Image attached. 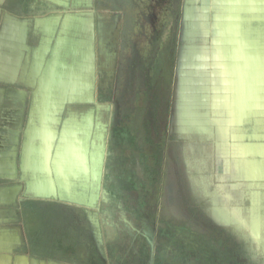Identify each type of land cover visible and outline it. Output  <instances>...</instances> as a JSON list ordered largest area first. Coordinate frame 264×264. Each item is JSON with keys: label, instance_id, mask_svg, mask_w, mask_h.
Listing matches in <instances>:
<instances>
[{"label": "crops", "instance_id": "0c3cea01", "mask_svg": "<svg viewBox=\"0 0 264 264\" xmlns=\"http://www.w3.org/2000/svg\"><path fill=\"white\" fill-rule=\"evenodd\" d=\"M84 1L0 0V264H95V260L77 258L74 252H59L63 250L61 247L47 253L46 238L41 243L31 238L25 208L26 204H45L48 200L91 210L96 202L92 173L98 149L102 148V142H98L102 131L97 126L94 132V107L98 108L101 103L96 100L95 90L91 102L90 81L85 88L79 69L82 51L79 43H74L73 52L68 47V53H75L71 61L60 58L62 46L71 34L66 33L68 23H74L71 31H75L73 38H77L90 20L84 18L83 13L93 11L82 9L86 6ZM197 1L191 6L192 11ZM208 1L207 4L212 3ZM246 2L256 10L257 27L264 24V0ZM239 19L241 24L248 20L245 16ZM77 23L79 25L75 26ZM249 32L248 26L242 28L241 38H247ZM225 46L218 43L217 47L225 50ZM256 51L254 54L250 47L247 52L251 67L236 64L222 69L219 65L216 71H209L215 78H204V93L210 94V101L203 105L205 122H197L200 117L197 109L190 111V107L184 106L180 127L177 126L194 129V132L223 130L226 134L221 140L214 136L209 138L213 146L210 172L218 183L237 182L240 189L236 200L230 202L237 209L236 221L226 222L224 218L225 221L221 219L218 224L240 222L241 225L243 208L237 205L244 195V186L264 180V126L259 124L264 122V107H261L264 101L260 94L264 81H261L258 64H254L264 53ZM231 57L238 59L235 52ZM49 86V95L58 96H47ZM182 87L183 80L178 83L177 98L181 89L184 91ZM85 109L89 113H85ZM89 115L91 118H84ZM98 118L101 119L100 109ZM186 119L195 122L187 125ZM217 119L220 125L213 129L210 123ZM82 167H88V172H83ZM47 178L51 180L52 189H47ZM253 195L255 202L261 200L264 204L262 189L255 190ZM30 213L40 218L37 219L40 226L44 225V213H35L33 209ZM251 229L260 230L257 222L251 224ZM41 232L44 234L45 230ZM99 264H110V261L104 259Z\"/></svg>", "mask_w": 264, "mask_h": 264}, {"label": "rangeland", "instance_id": "374dc122", "mask_svg": "<svg viewBox=\"0 0 264 264\" xmlns=\"http://www.w3.org/2000/svg\"><path fill=\"white\" fill-rule=\"evenodd\" d=\"M211 1V4H207L206 2L210 3V1L198 0L191 15L187 18L185 17V8L192 5L188 3V0H157L153 7H149V10L156 12L157 17L146 28L145 33L148 36L140 35L139 31H136V37L134 41L132 40L136 45V48L133 49L135 55L137 52L138 58L152 59L150 62L152 65L151 77L145 97L141 100L142 103L138 104L137 109L134 110L133 123L131 122V125L128 124L119 131L114 150L123 154L125 150L136 145L132 133L140 134L139 131L142 130L150 134L151 118L154 117L152 114L156 111L157 94L155 92L159 86L162 72L166 85H171L167 93H164L167 118L170 116L171 109L173 110L170 126L164 117V128L167 130L171 127L172 130L166 132L164 136L167 149L164 148L163 165L158 164L149 172L153 178L158 176L155 190L161 197L162 222L167 225L164 228L166 236L162 238L164 239L163 247H161V242L151 245V242L149 243L145 237L137 239L133 235V239L130 242L125 240L124 247H121V250L125 249L128 258L124 264H264V204L261 200L255 202L253 195L255 190L262 189L264 191V180L250 182L244 186V195L241 203L237 205L238 208L239 206L243 208L241 225L240 222L218 224L221 223V219L225 221L224 218H226V222L236 221L237 209L230 203L236 199L228 201L223 198L222 191L218 187L220 182L218 183L214 173L210 172L213 168V153H203L202 151L203 145L210 143L209 138L216 137V133L213 131L207 135L197 130L194 132V129L178 128L180 127L179 119L181 115H184V106L190 107V111L191 108L197 109L196 113L200 115L197 122H205L202 112L203 105L210 101V94L204 93V78L207 80L215 78L209 71H216L219 69V65L222 66V69L236 64L251 67L252 62L248 60L247 56L250 47L254 54L257 49L264 53V24L257 27V21L254 20L256 10L249 7L246 0ZM204 5L208 6L204 8ZM77 14L81 15V13ZM83 14H86L84 18L93 21V31H91L93 32L92 47L95 52V70L92 78L95 83L96 95L97 38L96 21L92 16L95 11L93 10L92 13L84 11ZM241 16L248 19L247 25L239 22ZM199 17L203 18L202 22L204 23L195 21ZM207 24L211 26V30L206 35L209 38L207 40L204 37V30L199 32L189 30L195 25H199V27L206 25L207 27ZM73 25V22L68 23L66 30L67 34L71 33L69 35L71 37H74L75 33V31L74 33L71 31ZM77 25L79 24H75V26ZM246 26L251 32L247 38L246 36L241 38L240 30L245 29ZM215 27L219 28L221 32ZM256 32H259L257 36ZM81 34L86 36L90 35V32L84 33L83 30ZM153 36H156L157 39L152 40ZM218 43H224L225 50H222L224 47H217ZM153 45H155L154 50L151 47ZM232 52L238 55L237 60L232 59ZM100 59H103L102 54ZM254 64H258L261 81H264V56L255 60ZM254 66L256 67V65ZM102 71L103 69L100 72L99 82L102 85L100 93L107 97L110 94L108 86L112 80L107 76L106 70L103 73ZM181 80H183L184 91L181 89L183 97L178 99L177 89ZM188 80H195L193 82L195 86L192 82L188 83ZM88 82L89 80H86L85 88L88 87ZM260 94L261 100L264 101V84L262 82ZM216 95L220 96L219 93ZM136 99L139 101L138 95ZM177 99L178 106L176 105ZM261 107L264 106L261 105ZM100 109L101 120H105L104 117L107 116L105 113L111 110V106L101 103ZM123 110L121 109V111ZM192 120L186 119L184 123L194 124L195 120ZM218 122L220 120L217 119L215 122H211L210 126L217 129L220 125ZM259 124L264 126L262 121ZM187 132H190L191 136L185 134ZM210 144L212 145V143ZM208 160L211 166L208 164ZM118 161L122 164V168H126V171L130 172L129 164H125L124 157ZM82 164L85 165L84 161ZM82 169L83 172L89 170L88 167H82ZM47 189H52L49 178H47ZM255 195L257 196V194ZM226 203L229 205L227 206ZM255 222L260 228L258 231L251 229V224ZM137 236L139 235L137 234ZM162 239L158 238V240ZM120 246H122L121 243ZM113 252L116 254V251ZM138 259L143 262L138 263Z\"/></svg>", "mask_w": 264, "mask_h": 264}, {"label": "flooded vegetation", "instance_id": "af4514ba", "mask_svg": "<svg viewBox=\"0 0 264 264\" xmlns=\"http://www.w3.org/2000/svg\"><path fill=\"white\" fill-rule=\"evenodd\" d=\"M84 3L86 6L84 5L82 9L95 11L96 100L111 106V110L105 113L107 115L104 117L105 120L98 118L99 108L93 106L94 132L97 126L102 131L98 140L102 142V148L98 149L92 173L95 182L98 181L104 156L107 125L106 155L101 173V188L97 193L98 199L91 210L48 200L45 204H26L25 208L30 222L28 225L32 231L31 238L35 243H41L43 238H46L47 253L61 247L63 250L59 252L65 254L74 252L77 258L92 259L95 260V264L101 263L104 259H108L110 264H124L127 256L125 249L121 250V247H124L125 240L130 242L133 235L137 239L145 237L151 245L161 242L163 247L162 238L166 236L164 228L167 225L162 222L160 214L161 197L155 190L158 176L153 178L149 172L158 164L163 165L164 148L167 149L164 136L166 132L172 130L171 127L170 130L164 128V117L170 126L173 110L170 111L169 120L164 106L166 100L164 93H167L171 85H166L162 72L159 86L157 91L155 90L156 111L154 115L151 113L154 117L151 118L150 134L142 130L139 131L140 134L132 133L136 145L125 150L123 154L114 150L119 131L133 123L134 110L142 103L141 100L148 89L152 59L138 58L137 52L135 55L133 49L136 45L132 40L134 41L136 37V31H139L140 35L148 36L145 33L146 28L157 17L156 12L149 10V7H153L157 0H85ZM152 38L157 39L156 36ZM151 47L154 50L155 45ZM101 54L103 59H100ZM101 69L102 73L106 70L107 76L112 80L108 86L110 94L107 97L100 93ZM137 95L139 101L136 99ZM121 157L126 160L125 164H129L130 172L122 168L118 161ZM30 209L35 213L45 214L44 225L38 224L37 219L40 218L30 213ZM42 229L45 230L44 234L41 232ZM113 251H116V254ZM141 262L143 261L138 259V263Z\"/></svg>", "mask_w": 264, "mask_h": 264}, {"label": "water", "instance_id": "95a60500", "mask_svg": "<svg viewBox=\"0 0 264 264\" xmlns=\"http://www.w3.org/2000/svg\"><path fill=\"white\" fill-rule=\"evenodd\" d=\"M195 21L197 22H201V23H204L202 22L203 21V18L201 19V17L199 18H196ZM205 21V20H204ZM206 22V21H205ZM92 24H93V21L92 20H89L87 22V25H85V30H84V33L85 32H90V35H78L79 37L77 38H73L71 36L67 37L64 45L62 46V49H63V53L61 55L60 58L62 57H65L67 58L69 61H71L74 57V54L75 53H72L73 52V45L75 42H78L80 47H81V54H80V58H79V69H80V73L83 74L85 80H89L91 83H92V89H93V97H92V100L91 102L94 100V90H95V83H94V80L92 78L93 76V72L95 70V52L93 51V47H92V36H93V28H92ZM208 25V24H207ZM88 29V30H87ZM92 30V31H91ZM191 31H200V30H204L205 34H204V37L205 39H209L208 36V33L210 30H211V26L208 25L206 27V25H202L201 27H199V25H195L194 27H190ZM218 31H220L219 28H217ZM221 32V31H220ZM68 41H70L71 43H68ZM71 48L72 52L71 53H68V49ZM78 57V55H77ZM58 61V60H57ZM57 64L59 65V63L57 62ZM55 72H56V69H55ZM58 73V71L56 72V74ZM55 74V75H56ZM52 75V73H51ZM52 81V80H51ZM189 81V80H188ZM192 83L195 82V80H190ZM50 93V86L47 88V96H51V97H55V96H58V94L56 95H49ZM181 98V92L179 94V98ZM178 99H177V102H176V105L178 106ZM98 108L100 109V105L98 106ZM101 110V109H100ZM106 126V133H107V125ZM185 134H188L189 136H191L190 132H187ZM104 156H103V159H102V163H101V170L99 172V177L97 178V182H95L94 184V191H95V196H96V200L98 199V194L99 193V190L101 188V173H102V168H103V163H104V158H105V155H106V136H105V142H104ZM46 193V192H45Z\"/></svg>", "mask_w": 264, "mask_h": 264}, {"label": "bare ground", "instance_id": "6f19581e", "mask_svg": "<svg viewBox=\"0 0 264 264\" xmlns=\"http://www.w3.org/2000/svg\"><path fill=\"white\" fill-rule=\"evenodd\" d=\"M194 1L195 0H188V3L189 4H192V5H194ZM191 5V6H192ZM191 6L190 5H188L186 8H185V14L188 16V14H190V13H192V8H191ZM188 18V17H187ZM78 49V48H77ZM81 49V48H80ZM80 49H79V51H80ZM84 82L86 83V80H85V78H84ZM85 113H89L86 109H85V111H84ZM86 115V114H85ZM85 119L86 118H91V116L89 115V116H85L84 117ZM86 124V123H85ZM197 131H199V132H201V133H204V134H207V135H209V134H211V132L208 130V129H206V130H204V129H199V130H197ZM226 136V134H225V132L223 131V130H219V131H217V133H216V137H218V139L219 140H221V139H224V138H226L225 137ZM202 151H203V153H205V152H207V153H210V154H212L213 153V147H212V145L211 144H205V145H203V147H202ZM210 163V161L208 160V164ZM221 164V163H220ZM210 165V164H209ZM211 166V165H210ZM223 175V174H222ZM232 175V174H231ZM218 176V175H217ZM229 176V175H228ZM230 178V177H229ZM225 180V179H224ZM218 187L220 188V190L222 191V196H223V198L224 199H226V200H234V199H236L237 198V192L239 191V187H240V185H239V183H237V182H235V183H228V182H224V181H221L220 182V184H218ZM220 193V192H219ZM223 200V199H222Z\"/></svg>", "mask_w": 264, "mask_h": 264}]
</instances>
